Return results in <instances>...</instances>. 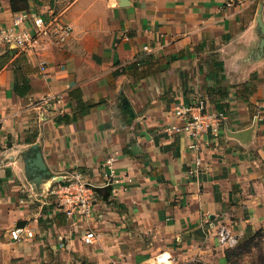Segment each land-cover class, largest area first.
<instances>
[{
  "label": "crops",
  "instance_id": "obj_1",
  "mask_svg": "<svg viewBox=\"0 0 264 264\" xmlns=\"http://www.w3.org/2000/svg\"><path fill=\"white\" fill-rule=\"evenodd\" d=\"M21 11L72 36L26 53L0 41V264H151L164 249L224 264L219 230L237 241L264 223V0H0V27ZM199 96L221 131L193 151L170 127ZM73 170L90 216L51 194ZM16 225L33 235L12 240Z\"/></svg>",
  "mask_w": 264,
  "mask_h": 264
},
{
  "label": "built area",
  "instance_id": "obj_2",
  "mask_svg": "<svg viewBox=\"0 0 264 264\" xmlns=\"http://www.w3.org/2000/svg\"><path fill=\"white\" fill-rule=\"evenodd\" d=\"M240 0H225L227 5H232ZM28 22V23H27ZM28 24V25H27ZM72 36V26L69 22L60 21L59 15H50L47 18L28 11H21L14 15L12 22L5 27H0V41L7 46H12L18 53L30 52L41 38H48L57 46L64 45ZM40 70L45 73L46 65L41 62ZM47 101V97L41 99ZM45 101V102H46ZM175 114L182 118L181 126L172 125L170 128L176 132H185L188 137V148L197 151L200 148L201 134H206L205 142L217 139L220 134L222 118L205 110V100L199 96L191 106H177ZM54 202L67 216L78 214L82 217L90 216L94 200V188L78 170H73L69 175L51 190ZM12 240L31 237L33 232L26 226H14L10 231ZM87 244L93 242L95 234L88 231L83 236ZM220 242L232 245L236 242L224 230H219ZM173 261L172 253L161 250L156 253L151 264H170Z\"/></svg>",
  "mask_w": 264,
  "mask_h": 264
},
{
  "label": "rangeland",
  "instance_id": "obj_3",
  "mask_svg": "<svg viewBox=\"0 0 264 264\" xmlns=\"http://www.w3.org/2000/svg\"><path fill=\"white\" fill-rule=\"evenodd\" d=\"M259 229L258 234L255 236L253 240H250L247 244L243 242L248 240L254 232ZM252 231L250 234L245 237L239 238L232 245H228L224 247V251H226L229 255L230 264H264V223L259 228ZM224 256V264H228ZM173 255V254H172ZM174 260L170 263L173 264ZM109 264H125V262H109ZM148 264V263H147ZM174 264H214L198 257L194 259H190L183 262H177Z\"/></svg>",
  "mask_w": 264,
  "mask_h": 264
},
{
  "label": "trees",
  "instance_id": "obj_4",
  "mask_svg": "<svg viewBox=\"0 0 264 264\" xmlns=\"http://www.w3.org/2000/svg\"><path fill=\"white\" fill-rule=\"evenodd\" d=\"M9 1H10V5H11V10L12 11H19L21 9L23 10L26 7V0H9ZM141 65L142 64L140 62L135 61L133 63V67L135 68L134 71L138 72V74H140V75H144L145 74L144 70L143 71L142 70H140V71L137 70V69H141L140 68ZM28 87L29 86H27V85L25 86V91L28 89ZM21 93H23V92H21ZM258 231H259V229H257L254 232V234H252L250 236V238L248 240H245L243 242V246H244V244H247L248 242H250V240H253L255 238V236L258 234ZM224 253H225V259H226L227 263L230 264L228 253L226 251H224Z\"/></svg>",
  "mask_w": 264,
  "mask_h": 264
},
{
  "label": "water",
  "instance_id": "obj_5",
  "mask_svg": "<svg viewBox=\"0 0 264 264\" xmlns=\"http://www.w3.org/2000/svg\"><path fill=\"white\" fill-rule=\"evenodd\" d=\"M262 45L264 46V39L262 40ZM29 167L36 172H40L37 176L41 175L43 172H46V166L43 162L41 153L37 151L33 157L29 159ZM198 232L201 233V229H198Z\"/></svg>",
  "mask_w": 264,
  "mask_h": 264
}]
</instances>
